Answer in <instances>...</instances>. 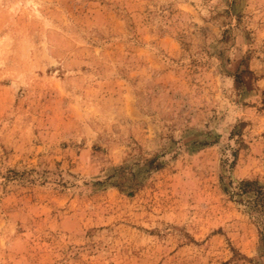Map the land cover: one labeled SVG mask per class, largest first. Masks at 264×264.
Listing matches in <instances>:
<instances>
[{
	"label": "rangeland",
	"instance_id": "1",
	"mask_svg": "<svg viewBox=\"0 0 264 264\" xmlns=\"http://www.w3.org/2000/svg\"><path fill=\"white\" fill-rule=\"evenodd\" d=\"M0 264H264V0H0Z\"/></svg>",
	"mask_w": 264,
	"mask_h": 264
}]
</instances>
